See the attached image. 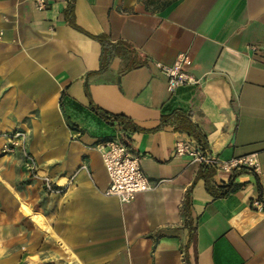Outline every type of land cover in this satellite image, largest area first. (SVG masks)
I'll list each match as a JSON object with an SVG mask.
<instances>
[{
    "label": "crops",
    "instance_id": "0c3cea01",
    "mask_svg": "<svg viewBox=\"0 0 264 264\" xmlns=\"http://www.w3.org/2000/svg\"><path fill=\"white\" fill-rule=\"evenodd\" d=\"M45 2L0 0V264H264V209L251 206L264 201V0ZM98 35L146 62L115 57L98 72ZM179 60L196 82L169 92L157 64ZM15 131L23 144L9 149ZM110 137L153 184L130 202L105 194L96 145ZM178 140L255 154L259 171L229 179L177 156Z\"/></svg>",
    "mask_w": 264,
    "mask_h": 264
},
{
    "label": "built area",
    "instance_id": "2783aa9c",
    "mask_svg": "<svg viewBox=\"0 0 264 264\" xmlns=\"http://www.w3.org/2000/svg\"><path fill=\"white\" fill-rule=\"evenodd\" d=\"M35 6L42 10L46 7L45 0H33ZM255 50V48L253 47ZM161 67L166 75L167 90L174 92L175 89L184 84L195 83L196 80L183 68L181 61H177L171 67ZM24 133L13 132L9 137V149L22 146ZM96 147L102 153L105 170L108 175L109 184L105 190L106 195L116 197L120 202H130L142 192L153 187L151 180L145 175L141 167V157L134 154L128 144L119 137L106 138L97 143ZM177 156L189 158L190 162L196 163L206 169H212L217 173L227 176L229 179L235 177L241 170L251 172L259 171V162L255 154H245L223 158L212 152L208 146L192 141L178 140L174 145ZM25 167L33 177H38L33 160L23 151ZM42 187L45 192H58L60 189L48 178H42ZM251 206L256 210L264 209V201L258 199Z\"/></svg>",
    "mask_w": 264,
    "mask_h": 264
},
{
    "label": "trees",
    "instance_id": "16d2710c",
    "mask_svg": "<svg viewBox=\"0 0 264 264\" xmlns=\"http://www.w3.org/2000/svg\"><path fill=\"white\" fill-rule=\"evenodd\" d=\"M93 38L98 40L102 47L101 58H100V68L98 72L105 71L108 68L111 61L113 60V58L115 57H122L125 60H127V64L125 68L137 67L146 62L144 55L138 53L135 50V48L129 42L125 40L120 39L115 42H112V41H109L103 35L93 36ZM168 117H172V118L179 120L177 129L186 131L189 135H191L197 141L205 142L203 134L200 132L199 127L191 121L189 113L185 114L184 112H181V111H174ZM108 118L119 120L120 122L124 123L126 126H128L130 123L129 120L124 116L112 115V116H109ZM209 173L210 171L205 172L204 170H201L199 175L203 176L206 179L208 189L211 190L213 193H215L209 187V184L207 181V177L209 176ZM223 193H224V190H221L219 194H223ZM190 232H191V239L194 240V237H195L194 227L190 226Z\"/></svg>",
    "mask_w": 264,
    "mask_h": 264
}]
</instances>
